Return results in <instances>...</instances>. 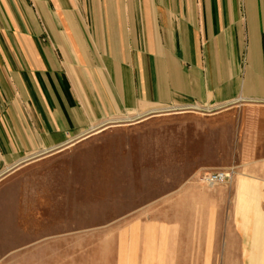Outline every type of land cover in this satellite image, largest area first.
I'll return each mask as SVG.
<instances>
[{
	"label": "rangeland",
	"instance_id": "obj_1",
	"mask_svg": "<svg viewBox=\"0 0 264 264\" xmlns=\"http://www.w3.org/2000/svg\"><path fill=\"white\" fill-rule=\"evenodd\" d=\"M240 177L264 184L263 103L124 113L0 174V264H248Z\"/></svg>",
	"mask_w": 264,
	"mask_h": 264
},
{
	"label": "crops",
	"instance_id": "obj_2",
	"mask_svg": "<svg viewBox=\"0 0 264 264\" xmlns=\"http://www.w3.org/2000/svg\"><path fill=\"white\" fill-rule=\"evenodd\" d=\"M264 104V0H0V174L149 106ZM248 264L264 184L236 181Z\"/></svg>",
	"mask_w": 264,
	"mask_h": 264
},
{
	"label": "built area",
	"instance_id": "obj_3",
	"mask_svg": "<svg viewBox=\"0 0 264 264\" xmlns=\"http://www.w3.org/2000/svg\"><path fill=\"white\" fill-rule=\"evenodd\" d=\"M226 179V175L222 173H212L208 174L205 177H203L202 182L205 183L208 186L219 184L224 182Z\"/></svg>",
	"mask_w": 264,
	"mask_h": 264
}]
</instances>
